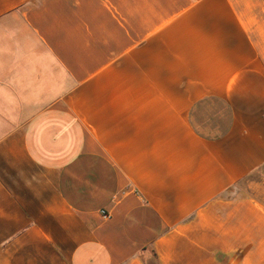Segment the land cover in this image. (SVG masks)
<instances>
[{"label": "crops", "instance_id": "crops-1", "mask_svg": "<svg viewBox=\"0 0 264 264\" xmlns=\"http://www.w3.org/2000/svg\"><path fill=\"white\" fill-rule=\"evenodd\" d=\"M0 264H264V0H0Z\"/></svg>", "mask_w": 264, "mask_h": 264}, {"label": "built area", "instance_id": "built-area-1", "mask_svg": "<svg viewBox=\"0 0 264 264\" xmlns=\"http://www.w3.org/2000/svg\"><path fill=\"white\" fill-rule=\"evenodd\" d=\"M102 213L104 214V216H106V217L108 216V214L106 212L103 211Z\"/></svg>", "mask_w": 264, "mask_h": 264}, {"label": "rangeland", "instance_id": "rangeland-1", "mask_svg": "<svg viewBox=\"0 0 264 264\" xmlns=\"http://www.w3.org/2000/svg\"><path fill=\"white\" fill-rule=\"evenodd\" d=\"M252 179H254V177Z\"/></svg>", "mask_w": 264, "mask_h": 264}]
</instances>
